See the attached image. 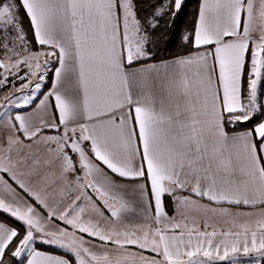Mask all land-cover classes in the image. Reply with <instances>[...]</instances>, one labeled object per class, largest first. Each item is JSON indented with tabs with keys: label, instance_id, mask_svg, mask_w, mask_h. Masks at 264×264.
I'll return each instance as SVG.
<instances>
[{
	"label": "snow or ice",
	"instance_id": "obj_1",
	"mask_svg": "<svg viewBox=\"0 0 264 264\" xmlns=\"http://www.w3.org/2000/svg\"><path fill=\"white\" fill-rule=\"evenodd\" d=\"M186 6L0 0V264H264V0Z\"/></svg>",
	"mask_w": 264,
	"mask_h": 264
},
{
	"label": "trees",
	"instance_id": "obj_2",
	"mask_svg": "<svg viewBox=\"0 0 264 264\" xmlns=\"http://www.w3.org/2000/svg\"><path fill=\"white\" fill-rule=\"evenodd\" d=\"M198 2H199V0H185V3L187 6L184 9L185 17L182 19H186L187 21L191 20V18H192L191 14L196 9ZM169 48L171 49V51H178L177 48H174L171 45H169ZM41 250L52 251L54 254H61V251H62L60 249L49 248V246H47V245L41 246Z\"/></svg>",
	"mask_w": 264,
	"mask_h": 264
},
{
	"label": "crops",
	"instance_id": "obj_3",
	"mask_svg": "<svg viewBox=\"0 0 264 264\" xmlns=\"http://www.w3.org/2000/svg\"><path fill=\"white\" fill-rule=\"evenodd\" d=\"M242 210H244V209H242ZM137 222H139V221H137ZM54 254V253H53Z\"/></svg>",
	"mask_w": 264,
	"mask_h": 264
}]
</instances>
